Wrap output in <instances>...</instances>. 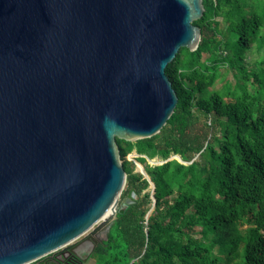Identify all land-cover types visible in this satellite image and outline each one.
Instances as JSON below:
<instances>
[{
    "label": "water",
    "instance_id": "95a60500",
    "mask_svg": "<svg viewBox=\"0 0 264 264\" xmlns=\"http://www.w3.org/2000/svg\"><path fill=\"white\" fill-rule=\"evenodd\" d=\"M204 10L203 0H0V264L34 263L102 223L63 253L86 262L106 239L127 182L117 139L167 124L178 95L166 68L198 48ZM142 173L148 218L155 184Z\"/></svg>",
    "mask_w": 264,
    "mask_h": 264
},
{
    "label": "trees",
    "instance_id": "16d2710c",
    "mask_svg": "<svg viewBox=\"0 0 264 264\" xmlns=\"http://www.w3.org/2000/svg\"><path fill=\"white\" fill-rule=\"evenodd\" d=\"M203 3L198 48H181L166 68L174 113L153 137L117 139L121 198L137 199L119 207L96 264H264V0ZM134 150L155 184L148 218L150 183L127 159ZM59 255L31 264H75Z\"/></svg>",
    "mask_w": 264,
    "mask_h": 264
},
{
    "label": "rangeland",
    "instance_id": "374dc122",
    "mask_svg": "<svg viewBox=\"0 0 264 264\" xmlns=\"http://www.w3.org/2000/svg\"><path fill=\"white\" fill-rule=\"evenodd\" d=\"M253 57V56H252ZM229 79L232 80L233 78L231 76H229ZM221 82H219L218 86L220 85ZM136 153V150L132 151V153H130L128 156H127V159L134 163V171L135 172H141L140 171V166L144 169V166L141 165L138 161L135 162L133 159H131L130 155L132 154H135ZM144 156V155H143ZM176 158V157H175ZM153 160V159H152ZM152 160H149L148 159V162L150 165H158V164H162L164 161L159 159L158 161H152ZM142 173V172H141ZM126 190V186L124 188V191ZM151 190V188L148 189V191ZM125 199V198H124ZM124 199L123 198H120L119 199V202H118V209L119 207L123 206V202H124ZM103 229V225L102 223H99L97 225H95L89 232H87L84 236H82L81 238L77 239L75 242H73L69 247L67 248H63L62 250H59L58 252H55L53 253L52 255H57V254H60L58 257H61L62 254L64 252H66L67 250H69L72 246L76 245V244H79L80 242H82L85 238H88L90 236H95L98 232H100L101 230ZM103 238H105V235L103 234ZM83 256L85 257L86 256V253L83 254ZM84 264H96L95 263V259L94 258H91L89 260H87Z\"/></svg>",
    "mask_w": 264,
    "mask_h": 264
},
{
    "label": "flooded vegetation",
    "instance_id": "af4514ba",
    "mask_svg": "<svg viewBox=\"0 0 264 264\" xmlns=\"http://www.w3.org/2000/svg\"><path fill=\"white\" fill-rule=\"evenodd\" d=\"M89 241H91V239H89ZM83 252L80 253L81 258H83ZM92 256V255H91ZM91 256L89 259H91ZM67 259H70L71 261L75 262V264H84L85 262H82L81 258L75 256L74 254H68L67 256H65ZM61 258V257H60ZM88 259V260H89Z\"/></svg>",
    "mask_w": 264,
    "mask_h": 264
},
{
    "label": "bare ground",
    "instance_id": "6f19581e",
    "mask_svg": "<svg viewBox=\"0 0 264 264\" xmlns=\"http://www.w3.org/2000/svg\"><path fill=\"white\" fill-rule=\"evenodd\" d=\"M150 160V159H149ZM158 161L159 159H153L152 161ZM140 171L142 172L143 171V168L140 166ZM113 212H109L107 215H106V218H109L110 216H112Z\"/></svg>",
    "mask_w": 264,
    "mask_h": 264
},
{
    "label": "built area",
    "instance_id": "2783aa9c",
    "mask_svg": "<svg viewBox=\"0 0 264 264\" xmlns=\"http://www.w3.org/2000/svg\"><path fill=\"white\" fill-rule=\"evenodd\" d=\"M140 155L138 153L132 154L130 155L131 159H133L135 162H137V157H139Z\"/></svg>",
    "mask_w": 264,
    "mask_h": 264
}]
</instances>
